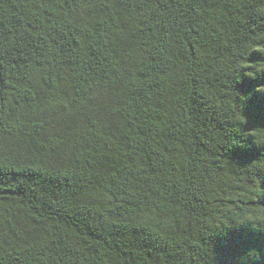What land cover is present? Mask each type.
Returning <instances> with one entry per match:
<instances>
[{"label":"trees","instance_id":"1","mask_svg":"<svg viewBox=\"0 0 264 264\" xmlns=\"http://www.w3.org/2000/svg\"><path fill=\"white\" fill-rule=\"evenodd\" d=\"M264 0H0V264H264Z\"/></svg>","mask_w":264,"mask_h":264},{"label":"snow or ice","instance_id":"2","mask_svg":"<svg viewBox=\"0 0 264 264\" xmlns=\"http://www.w3.org/2000/svg\"><path fill=\"white\" fill-rule=\"evenodd\" d=\"M262 101H264V97H262Z\"/></svg>","mask_w":264,"mask_h":264}]
</instances>
